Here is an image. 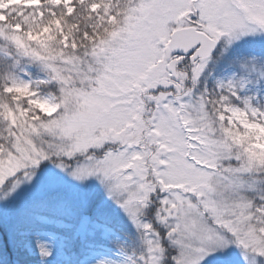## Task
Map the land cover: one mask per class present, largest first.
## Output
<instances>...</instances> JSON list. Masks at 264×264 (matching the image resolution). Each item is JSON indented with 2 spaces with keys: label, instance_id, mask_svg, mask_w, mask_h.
<instances>
[{
  "label": "snow or ice",
  "instance_id": "obj_1",
  "mask_svg": "<svg viewBox=\"0 0 264 264\" xmlns=\"http://www.w3.org/2000/svg\"><path fill=\"white\" fill-rule=\"evenodd\" d=\"M0 264H264V0H0Z\"/></svg>",
  "mask_w": 264,
  "mask_h": 264
}]
</instances>
